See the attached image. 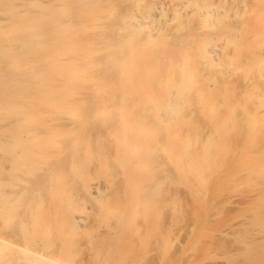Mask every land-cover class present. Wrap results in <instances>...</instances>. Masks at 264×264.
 Returning a JSON list of instances; mask_svg holds the SVG:
<instances>
[{
    "label": "bare ground",
    "instance_id": "obj_1",
    "mask_svg": "<svg viewBox=\"0 0 264 264\" xmlns=\"http://www.w3.org/2000/svg\"><path fill=\"white\" fill-rule=\"evenodd\" d=\"M211 182L264 264V0H0V264H90L85 202L130 229Z\"/></svg>",
    "mask_w": 264,
    "mask_h": 264
},
{
    "label": "rangeland",
    "instance_id": "obj_2",
    "mask_svg": "<svg viewBox=\"0 0 264 264\" xmlns=\"http://www.w3.org/2000/svg\"><path fill=\"white\" fill-rule=\"evenodd\" d=\"M216 183L211 182L209 184L211 190L214 189L210 190L203 199L196 198L194 194L193 196L190 193L187 194L188 192L181 193L184 191L178 193L176 191L173 196L149 197L147 201L150 204L152 203L150 205L152 212L147 217V224L142 222V217H137L136 225L130 229H121L117 226V221L123 218V216L118 217V212L115 213V216L107 214L109 209L119 210L124 208L126 198L116 193H106L94 202H85L86 209L82 212L80 224L82 225V237L84 239L89 238L87 245L90 257L95 258V261H89V263L201 264L206 261H223L228 264H248L249 261H258L259 255L256 258L251 257L259 253L260 242L257 241L259 244L256 241L254 243L258 247L252 245L254 238L259 236L255 230H253L251 236L250 233H247V236L245 235L246 239L248 235L251 238L250 240L248 237L251 246L248 243L249 240L242 242L243 237H237V240L235 237L238 234L237 232L241 231L244 219L246 223L247 220L252 219L249 223L243 225L245 231H247V228H251V224H254L252 222L254 214L249 216V214H246L249 211L244 210L248 209L247 206L250 203H255L249 202V199H252L250 195L253 192L250 193L247 187L242 186L237 191L235 189L236 193H232L234 192L233 183ZM157 184L159 183L155 181L145 183L150 187ZM112 185L121 187L125 184L115 180ZM169 186L174 187L175 190L180 185L176 187L174 184H169ZM181 187L183 188V186ZM210 193L211 197L209 196ZM194 198L200 201L197 202ZM241 200L245 201L242 202ZM170 202L171 204H169ZM172 202L179 204L176 206L182 208L179 210L180 212L183 210L182 213L177 211L178 208ZM166 203H168L167 207ZM170 206L174 207L177 212H173ZM176 213L178 214L176 215ZM92 216H95L98 222L95 227L88 229L85 226H88ZM238 222L241 226L240 224L237 225ZM236 225L237 228H235ZM229 226L231 228L234 226L235 230L230 231ZM256 238L255 240L258 239ZM254 247H256L255 249L258 248V252L254 250L252 251L253 255H251L250 250H253Z\"/></svg>",
    "mask_w": 264,
    "mask_h": 264
}]
</instances>
